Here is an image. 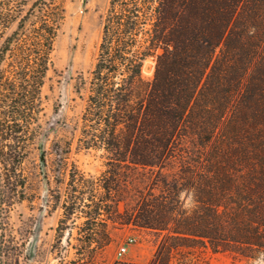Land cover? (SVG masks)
I'll use <instances>...</instances> for the list:
<instances>
[{
    "label": "trees",
    "instance_id": "16d2710c",
    "mask_svg": "<svg viewBox=\"0 0 264 264\" xmlns=\"http://www.w3.org/2000/svg\"><path fill=\"white\" fill-rule=\"evenodd\" d=\"M64 18L59 0H0L1 221L27 199L32 150L45 166L43 89ZM100 20L77 149L103 150L107 162L97 177L71 165L55 198L57 232L83 219L97 236L92 250L108 245L109 223L131 221L119 212L121 169L161 170L176 155L184 166L172 191L192 195L193 208L158 204L134 222L264 262V0H110ZM55 145L67 169L71 142ZM172 237L151 264L165 263Z\"/></svg>",
    "mask_w": 264,
    "mask_h": 264
},
{
    "label": "rangeland",
    "instance_id": "374dc122",
    "mask_svg": "<svg viewBox=\"0 0 264 264\" xmlns=\"http://www.w3.org/2000/svg\"><path fill=\"white\" fill-rule=\"evenodd\" d=\"M59 1L64 6L65 18L54 46L53 70L43 89L47 99L41 123L48 135L45 166H41L37 149L32 150L22 165L27 199L14 202L6 218L3 221L0 218V264H115L117 248L128 242L129 237L136 241L128 246L124 264H151L169 234L174 238L172 243L178 246L164 264H264L261 259L247 260L230 252L213 253L198 239L173 235L169 229L141 227L134 222L158 204H162V210L193 208L192 195L187 191H172L173 185L179 188L182 182L179 176L183 164L176 155L161 170L121 169L126 180L119 197V212L131 221L123 226L109 223L108 245L92 250L97 236L92 226L81 228L83 219L68 224L60 234L57 232L62 210L54 206L55 198L58 188L60 193L64 190L71 165L97 177L107 162L103 150H78L77 138L87 95L82 79L87 80L94 68L102 32L100 16L106 13L110 3V0ZM154 66L155 59L145 61L142 75L146 81L152 80ZM65 141L71 142L67 169L58 165L54 153L55 144ZM185 146L192 148L188 140ZM167 189L172 193L164 192ZM160 195L163 197L159 198Z\"/></svg>",
    "mask_w": 264,
    "mask_h": 264
},
{
    "label": "built area",
    "instance_id": "2783aa9c",
    "mask_svg": "<svg viewBox=\"0 0 264 264\" xmlns=\"http://www.w3.org/2000/svg\"><path fill=\"white\" fill-rule=\"evenodd\" d=\"M136 239L134 237H129L128 242L120 245L115 253V264H124V258L128 253V246L134 244ZM179 264V263H174Z\"/></svg>",
    "mask_w": 264,
    "mask_h": 264
}]
</instances>
